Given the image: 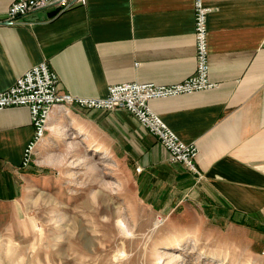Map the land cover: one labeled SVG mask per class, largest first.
Returning <instances> with one entry per match:
<instances>
[{
    "label": "crops",
    "instance_id": "obj_1",
    "mask_svg": "<svg viewBox=\"0 0 264 264\" xmlns=\"http://www.w3.org/2000/svg\"><path fill=\"white\" fill-rule=\"evenodd\" d=\"M12 1L0 0V91L43 61L59 75L61 91L80 97H103L126 81L174 83L196 70L195 0H87L37 10L14 24L5 20ZM203 1L211 8L214 86L150 101L184 142L197 144L201 174L172 163L125 109L68 108L79 131L87 125L127 138L143 164L139 182L147 196L173 191L178 204L195 202L264 236V0ZM62 108H55L46 137L65 123ZM70 124L72 118L64 127ZM33 134L28 106L0 109V205L19 207L32 178L23 159Z\"/></svg>",
    "mask_w": 264,
    "mask_h": 264
},
{
    "label": "rangeland",
    "instance_id": "obj_2",
    "mask_svg": "<svg viewBox=\"0 0 264 264\" xmlns=\"http://www.w3.org/2000/svg\"><path fill=\"white\" fill-rule=\"evenodd\" d=\"M73 112L62 108L56 137L23 165L32 178L19 207L0 205V264H264L262 233L173 191L147 196L127 138L79 131Z\"/></svg>",
    "mask_w": 264,
    "mask_h": 264
},
{
    "label": "built area",
    "instance_id": "obj_3",
    "mask_svg": "<svg viewBox=\"0 0 264 264\" xmlns=\"http://www.w3.org/2000/svg\"><path fill=\"white\" fill-rule=\"evenodd\" d=\"M87 0H14L8 7L6 21L17 23L21 17L34 11L56 7L67 9ZM211 8L203 0H195L196 70L181 81L169 84L126 81L110 85L103 97L74 96L59 89V75L43 61L31 66L7 89L0 91V109L10 106H28L31 111L34 134L24 152L27 165L38 144L46 137L51 116L57 106L86 109L122 108L133 114L148 131L169 151L171 161L181 162L193 172L197 168L198 146L184 142L150 106L152 99L193 93L214 86L210 78L208 13Z\"/></svg>",
    "mask_w": 264,
    "mask_h": 264
},
{
    "label": "trees",
    "instance_id": "obj_4",
    "mask_svg": "<svg viewBox=\"0 0 264 264\" xmlns=\"http://www.w3.org/2000/svg\"><path fill=\"white\" fill-rule=\"evenodd\" d=\"M233 218V217H232ZM237 221V220H236ZM238 222H241V223H243L242 221H238Z\"/></svg>",
    "mask_w": 264,
    "mask_h": 264
},
{
    "label": "bare ground",
    "instance_id": "obj_5",
    "mask_svg": "<svg viewBox=\"0 0 264 264\" xmlns=\"http://www.w3.org/2000/svg\"><path fill=\"white\" fill-rule=\"evenodd\" d=\"M179 248H181V246L179 245Z\"/></svg>",
    "mask_w": 264,
    "mask_h": 264
}]
</instances>
